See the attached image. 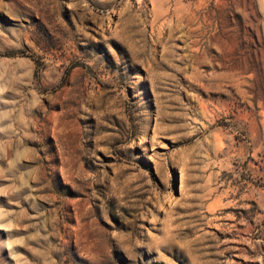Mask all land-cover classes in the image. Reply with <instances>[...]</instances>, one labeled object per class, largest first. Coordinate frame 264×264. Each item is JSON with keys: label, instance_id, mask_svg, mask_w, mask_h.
Returning a JSON list of instances; mask_svg holds the SVG:
<instances>
[{"label": "rangeland", "instance_id": "1", "mask_svg": "<svg viewBox=\"0 0 264 264\" xmlns=\"http://www.w3.org/2000/svg\"><path fill=\"white\" fill-rule=\"evenodd\" d=\"M0 264H264V0H0Z\"/></svg>", "mask_w": 264, "mask_h": 264}]
</instances>
